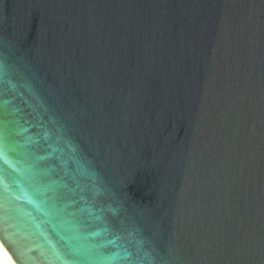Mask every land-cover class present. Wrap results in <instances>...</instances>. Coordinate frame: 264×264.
Here are the masks:
<instances>
[{"label": "water", "instance_id": "1", "mask_svg": "<svg viewBox=\"0 0 264 264\" xmlns=\"http://www.w3.org/2000/svg\"><path fill=\"white\" fill-rule=\"evenodd\" d=\"M0 243L264 264V0H0Z\"/></svg>", "mask_w": 264, "mask_h": 264}, {"label": "bare ground", "instance_id": "2", "mask_svg": "<svg viewBox=\"0 0 264 264\" xmlns=\"http://www.w3.org/2000/svg\"><path fill=\"white\" fill-rule=\"evenodd\" d=\"M0 264H14L4 247L0 243Z\"/></svg>", "mask_w": 264, "mask_h": 264}]
</instances>
